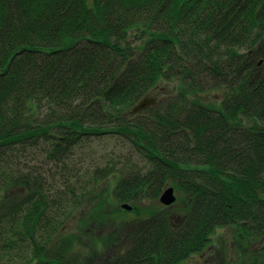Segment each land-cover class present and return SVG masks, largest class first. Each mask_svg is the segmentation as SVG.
<instances>
[{"label": "trees", "instance_id": "obj_1", "mask_svg": "<svg viewBox=\"0 0 264 264\" xmlns=\"http://www.w3.org/2000/svg\"><path fill=\"white\" fill-rule=\"evenodd\" d=\"M168 184L186 214L107 263L264 241V0H0V264H81L73 224Z\"/></svg>", "mask_w": 264, "mask_h": 264}, {"label": "rangeland", "instance_id": "obj_2", "mask_svg": "<svg viewBox=\"0 0 264 264\" xmlns=\"http://www.w3.org/2000/svg\"><path fill=\"white\" fill-rule=\"evenodd\" d=\"M145 97L157 103L160 95H147L143 98ZM168 186L172 188L175 196L174 203L169 207L161 205L158 199L152 202L142 201L135 205L110 202L90 216L83 231L79 229L74 233L77 225L73 224L69 233L72 236L77 235L76 246L79 244L78 254L81 264H110L111 262H107L117 259L129 247L131 240L139 234L146 222L157 214L172 216L173 219L184 216L188 210L190 197L175 186L168 184L166 188ZM122 205H127L131 210L123 209ZM96 221L103 225L107 222L113 227L106 230L93 229ZM240 230V226L216 229L212 234L211 242L206 246L207 249H204V254H194L181 264H205L206 259H209L207 264H254L253 256L258 259L261 257L264 241L251 231L241 233ZM103 238L105 240L101 242Z\"/></svg>", "mask_w": 264, "mask_h": 264}, {"label": "water", "instance_id": "obj_3", "mask_svg": "<svg viewBox=\"0 0 264 264\" xmlns=\"http://www.w3.org/2000/svg\"><path fill=\"white\" fill-rule=\"evenodd\" d=\"M153 105H155L154 100L149 97H145L141 99L137 104H135L130 109L129 113L131 114L139 113L141 110L146 109ZM174 201H175V196L173 194L172 188L170 187L165 188L158 198V202L161 205L168 207L171 206L174 203ZM121 207L126 210H131V208L128 207L127 205H122Z\"/></svg>", "mask_w": 264, "mask_h": 264}, {"label": "flooded vegetation", "instance_id": "obj_4", "mask_svg": "<svg viewBox=\"0 0 264 264\" xmlns=\"http://www.w3.org/2000/svg\"><path fill=\"white\" fill-rule=\"evenodd\" d=\"M205 248H206V247H205ZM205 248H204V249H205ZM204 249L201 250V251L199 252V254H200V253H201V254H204ZM206 249H207V248H206ZM197 254H198V253H197ZM255 258H256V257L253 256V259H255ZM204 262H205V264H207V263L209 262V259H206Z\"/></svg>", "mask_w": 264, "mask_h": 264}]
</instances>
